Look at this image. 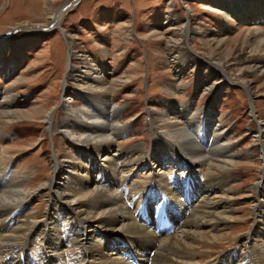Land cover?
<instances>
[{"label":"rangeland","instance_id":"obj_1","mask_svg":"<svg viewBox=\"0 0 264 264\" xmlns=\"http://www.w3.org/2000/svg\"><path fill=\"white\" fill-rule=\"evenodd\" d=\"M243 1L246 5L261 3L264 8V0ZM69 3L74 6L65 12L57 27L37 32L19 28L21 24H48L52 14ZM171 8L174 11L169 12ZM230 13L213 0H0V34H9L2 57L5 69L0 73V88L16 97L9 120L0 118V138L5 137L0 142V164L11 162L15 170H24L31 176L25 189L32 194V201L26 212L35 214L37 221L46 219L48 198L44 188L57 178L52 157L55 151L68 149L59 127L66 107L77 109L84 105L79 95L83 84L78 80L89 65L105 69L110 97L125 110L121 121L130 126L127 135L117 140L120 146L111 149L112 154L139 145L144 154L151 153L159 140L160 124L152 115L164 112V103L191 101L203 109L218 98V121L232 132L236 157L229 185L210 192V198L229 201L235 211L233 219L224 216L230 221L226 239L212 249H195L211 251L206 259L210 262L217 258L223 261L231 252L241 251L242 240L255 225L251 189L264 183V162L254 137L264 125V65H259L264 56L254 53L241 64L237 59L252 49L249 45L259 48L261 40L250 43V38L257 30L264 38V22L240 21ZM183 26L191 30L187 39L181 35ZM70 43L77 55L86 56L88 65L70 56ZM177 51L188 64L182 73L186 86L182 94L171 96L167 89L175 80V71L170 59ZM217 57L223 62L225 76L211 74L213 66L209 59ZM70 64L74 66L72 72ZM243 78L258 87L252 95L242 85ZM48 115L53 120L50 124L45 123ZM105 157L106 153H102L99 160ZM146 165L143 161L131 176L139 188L131 211L139 221L142 209H146V221L149 217L157 225V234L158 230L162 234L163 229L159 228L165 213L158 212L153 218L154 207L152 211L150 207L166 196L155 184L159 172L164 170ZM189 172L186 166H177L170 168L167 175L177 182L189 176ZM92 178L100 180V173L94 170ZM196 179L201 184L206 181L201 174ZM94 185L92 182L89 187L94 189ZM263 199L261 195L257 197ZM146 205L149 206L145 208ZM169 230L177 232L179 228ZM200 232L205 237L212 236L206 228ZM46 233L47 229L40 227L29 248L40 251ZM113 238L116 239L111 235L102 239L106 244L104 253L126 251V244L112 245ZM31 254L30 259H34Z\"/></svg>","mask_w":264,"mask_h":264},{"label":"bare ground","instance_id":"obj_2","mask_svg":"<svg viewBox=\"0 0 264 264\" xmlns=\"http://www.w3.org/2000/svg\"><path fill=\"white\" fill-rule=\"evenodd\" d=\"M213 2L228 9L231 17L237 20H250L254 24L264 22L261 3L246 5L243 0ZM73 6L69 3L61 7L52 14L48 24L32 27L21 24L19 28L33 32L53 29ZM171 11L174 10L171 8ZM249 14L251 17H247ZM190 31L183 26L181 35L187 39L191 36ZM260 33L258 30L250 33V43L261 40L259 48L249 45L252 49L238 57V64L249 61L254 53L264 56V38ZM8 36V33L0 34L1 74L5 69L2 57ZM72 46L70 43V56L88 65L86 56L77 55ZM168 47L177 49L175 45ZM180 55L177 51L170 59L175 71V80L167 89L171 96L182 94L186 86L182 73L188 64ZM186 55L190 56V52ZM209 62L213 66L212 76L226 75L218 57L209 59ZM259 65L263 66L264 60ZM69 68L72 72L73 64ZM104 70L88 65L78 80L83 84L79 95L84 105L77 109L65 108L66 116L59 130L67 139L68 149L55 151L52 157L57 181L51 179L44 188L48 198L44 222L37 221L35 214L26 212L32 201V194L25 189L31 176H27L24 170H15L11 162L0 164V264H53L55 261L60 264H129V259L145 264H201L207 261L211 251L198 250L215 248L229 235L226 231L230 228V221L224 216L233 219V205L224 199L210 198V192L229 185L236 157L230 137L232 132L218 121L215 106L218 98H214L209 108L203 109L191 101L164 103L166 110L152 115L160 124L157 128L159 140L151 153L144 154L143 146L139 145L112 154L111 149L120 146L117 140L127 135L130 126L121 121L125 110L110 97ZM241 80L250 95L257 90L258 87L250 81ZM15 101L11 91L3 92L0 88V118L9 120ZM46 117L45 123L50 124L52 116ZM254 137L264 162V125ZM4 138H0V142ZM102 153H106L103 161L99 160ZM143 161L151 169L161 167L164 170L159 172L155 184L166 196L158 205L153 203L150 207L151 211L154 207L153 218L158 212L165 213L159 228L163 229L162 234L160 230L157 234V225L149 217L146 221V209H142L139 221L132 215L131 208L137 202L139 188L131 181V176ZM177 166H186L190 171V175L178 183L167 175L170 168ZM94 170L100 173V180H93ZM199 174L206 180L203 184L196 179ZM92 182L94 189L89 187ZM251 194L255 225L252 232L242 238V250L231 252L223 261L217 258L206 264H264V199L257 200L260 195L264 198V183L254 186ZM40 227L47 229L44 247L40 251L31 248V251V240ZM177 228L180 236L169 230ZM204 228L212 233L211 238L201 234L200 230ZM111 235L116 237L112 245L126 244V251L104 253L106 244L102 239ZM31 253L34 259H30Z\"/></svg>","mask_w":264,"mask_h":264}]
</instances>
